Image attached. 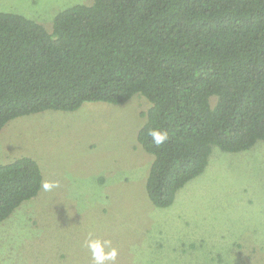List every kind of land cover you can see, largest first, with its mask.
Masks as SVG:
<instances>
[{
	"label": "trees",
	"instance_id": "trees-1",
	"mask_svg": "<svg viewBox=\"0 0 264 264\" xmlns=\"http://www.w3.org/2000/svg\"><path fill=\"white\" fill-rule=\"evenodd\" d=\"M134 95L149 102L136 135L153 155L146 191L168 207L214 146L264 141V0H92L57 12L51 29L0 11V130L22 115ZM153 128L168 134L160 146ZM41 186L33 158L0 164V222Z\"/></svg>",
	"mask_w": 264,
	"mask_h": 264
},
{
	"label": "rangeland",
	"instance_id": "rangeland-1",
	"mask_svg": "<svg viewBox=\"0 0 264 264\" xmlns=\"http://www.w3.org/2000/svg\"><path fill=\"white\" fill-rule=\"evenodd\" d=\"M91 1L0 0V11L51 29L57 12ZM148 107L141 95L86 101L2 127L0 164L31 157L42 184L59 186H41L0 222V264H92L89 234L111 241L115 264H264V141L239 152L214 146L203 172L157 207L146 191L153 155L136 138Z\"/></svg>",
	"mask_w": 264,
	"mask_h": 264
},
{
	"label": "clouds",
	"instance_id": "clouds-1",
	"mask_svg": "<svg viewBox=\"0 0 264 264\" xmlns=\"http://www.w3.org/2000/svg\"><path fill=\"white\" fill-rule=\"evenodd\" d=\"M149 135L152 137L156 146H160L168 139L166 131L156 128L150 129ZM58 186L59 185L56 181H44L42 184L45 191H50ZM85 245L91 254L92 264H106V262H112V264H115L117 250L111 247L110 240L95 239L91 237V234H89V237L85 240ZM106 248L108 251H105Z\"/></svg>",
	"mask_w": 264,
	"mask_h": 264
}]
</instances>
